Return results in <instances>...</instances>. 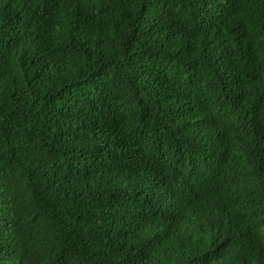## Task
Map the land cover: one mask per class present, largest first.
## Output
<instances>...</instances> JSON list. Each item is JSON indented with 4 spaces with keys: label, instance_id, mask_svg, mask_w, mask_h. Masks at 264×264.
I'll return each mask as SVG.
<instances>
[{
    "label": "trees",
    "instance_id": "obj_1",
    "mask_svg": "<svg viewBox=\"0 0 264 264\" xmlns=\"http://www.w3.org/2000/svg\"><path fill=\"white\" fill-rule=\"evenodd\" d=\"M264 0H0V264H264Z\"/></svg>",
    "mask_w": 264,
    "mask_h": 264
},
{
    "label": "snow or ice",
    "instance_id": "obj_2",
    "mask_svg": "<svg viewBox=\"0 0 264 264\" xmlns=\"http://www.w3.org/2000/svg\"><path fill=\"white\" fill-rule=\"evenodd\" d=\"M256 112H257V116L255 118L260 123V126L264 127V112H261L260 109H257Z\"/></svg>",
    "mask_w": 264,
    "mask_h": 264
}]
</instances>
